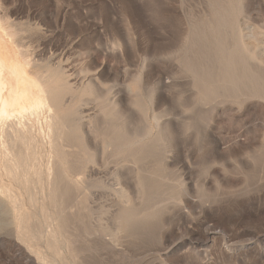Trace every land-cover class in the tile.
Listing matches in <instances>:
<instances>
[{"label": "rangeland", "instance_id": "1", "mask_svg": "<svg viewBox=\"0 0 264 264\" xmlns=\"http://www.w3.org/2000/svg\"><path fill=\"white\" fill-rule=\"evenodd\" d=\"M0 51L81 182L2 177L0 264H264V0H0Z\"/></svg>", "mask_w": 264, "mask_h": 264}, {"label": "bare ground", "instance_id": "2", "mask_svg": "<svg viewBox=\"0 0 264 264\" xmlns=\"http://www.w3.org/2000/svg\"><path fill=\"white\" fill-rule=\"evenodd\" d=\"M6 73L10 76H16L18 84L26 88V73L22 71L19 58H9L6 53L0 51V181L4 176L11 181L24 180L27 183L31 171L36 166H45L42 169L39 167L34 169L35 175L40 178L44 172L50 181V185L53 184L57 187L56 184L61 183V181L66 183L67 188H69L68 183L71 182L81 184L78 181L80 179H77L69 168H65L61 174L56 168L61 157L59 140L61 139L62 142V135L64 134L62 126L69 120L65 116L57 114L50 105L53 89L46 81V77L40 76L39 81L41 92L44 94L47 103L40 100H30L29 96L24 93L21 98L25 103L20 104L16 110L12 111L11 102L7 97L8 84L4 77ZM43 111L47 114L45 118L46 131L44 132L48 146L46 152L43 151V147L38 149V142L33 129L30 123L25 122L26 117L29 120V118L39 116ZM41 152H44L45 155L42 156ZM44 159L47 161L46 164L43 163ZM60 177L64 178L58 180L57 178ZM4 188L9 190L8 187Z\"/></svg>", "mask_w": 264, "mask_h": 264}]
</instances>
